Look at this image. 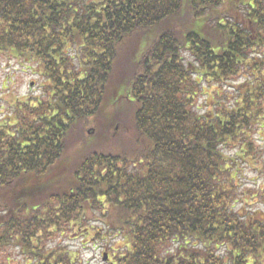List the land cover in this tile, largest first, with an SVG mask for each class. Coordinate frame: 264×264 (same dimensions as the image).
Segmentation results:
<instances>
[{
    "label": "trees",
    "instance_id": "16d2710c",
    "mask_svg": "<svg viewBox=\"0 0 264 264\" xmlns=\"http://www.w3.org/2000/svg\"><path fill=\"white\" fill-rule=\"evenodd\" d=\"M133 36L111 97L135 107L131 143L87 136L56 180ZM263 52L264 0H0V60L44 79L1 112L0 264H82L59 241L74 232L122 241L110 264H264V185L257 212L238 208L242 166L261 159Z\"/></svg>",
    "mask_w": 264,
    "mask_h": 264
},
{
    "label": "rangeland",
    "instance_id": "374dc122",
    "mask_svg": "<svg viewBox=\"0 0 264 264\" xmlns=\"http://www.w3.org/2000/svg\"><path fill=\"white\" fill-rule=\"evenodd\" d=\"M242 9H244V7ZM139 38V36H133L128 41L124 51L121 52L114 73H112V78L110 79L107 92L108 97L103 105L104 113L99 114L97 116L98 118L95 119L96 121L94 120L89 126L86 127L82 124V128H75L68 137L66 152L63 158L60 159L59 165L64 162L63 159H67L68 162L62 166L58 165L60 171L55 177L56 180L62 181L67 178H72L75 171L74 169H76L79 164L78 160L81 159L83 153L88 150V144H91L87 141V136L94 135L97 137L100 136V138L102 137V139H97V142L102 145L104 143L111 144L113 141L116 142L117 137H120V140L124 138L128 144L131 143L125 125L131 126V121L128 120L133 118L135 107H133V104L130 102L120 103L119 101H114L111 97H115L113 94L117 92L119 85L122 86L129 77L130 72L136 69V66L132 63L134 54H131L130 51ZM258 62L264 64L263 59ZM27 66L28 65L19 61L0 60V120L5 116L1 112H5L7 114L6 116H9L10 112L12 113L13 109L10 104L13 102V97H16V95L20 98H26L31 95L38 96L44 92L43 77L36 73V71L33 72L32 69L26 68ZM243 79V77H239L235 82L241 83ZM3 98H5V100ZM202 110L204 111L205 108ZM113 115L119 117L118 121L114 120ZM98 119L100 121L99 123L97 122ZM84 134H86V136H84ZM256 139L258 143L261 144L258 151H260L259 156L262 159L264 158V127L259 128L256 132ZM232 153L234 152L232 151ZM261 159L255 160L253 165L248 164V167L243 165L242 171H240V182H242L243 185L241 189H239L241 199L238 202V208H244L246 213L258 211V203H256L254 199L260 200L263 191L261 188L264 185V163ZM244 190H247V193H243ZM252 197L255 198L251 199ZM246 199L248 201H243ZM260 206V210L264 208L261 203ZM117 240L118 238L116 239L114 236H101L99 238L96 237V239L92 235L85 237L81 232H74L68 236L64 235V237H60L59 239V241L67 243V245L79 251L82 264H110L109 259L105 260L107 252H109V257L111 258V252L107 247L113 244L115 248L118 249L122 241L117 242ZM5 252L7 251L4 250V255L8 254V252ZM20 260L23 259L18 257L14 264H18ZM21 264L23 263L21 262Z\"/></svg>",
    "mask_w": 264,
    "mask_h": 264
},
{
    "label": "water",
    "instance_id": "95a60500",
    "mask_svg": "<svg viewBox=\"0 0 264 264\" xmlns=\"http://www.w3.org/2000/svg\"><path fill=\"white\" fill-rule=\"evenodd\" d=\"M107 258V257H106Z\"/></svg>",
    "mask_w": 264,
    "mask_h": 264
}]
</instances>
